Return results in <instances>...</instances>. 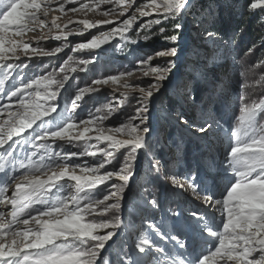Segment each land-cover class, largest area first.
<instances>
[{
    "label": "snow or ice",
    "instance_id": "obj_1",
    "mask_svg": "<svg viewBox=\"0 0 264 264\" xmlns=\"http://www.w3.org/2000/svg\"><path fill=\"white\" fill-rule=\"evenodd\" d=\"M248 8L264 10V0H252ZM52 13L59 15L49 20ZM69 13L117 19L58 23ZM198 15L192 0H0V264H98L109 241L125 233L118 264H264V96L241 95L235 124L227 128L207 107L201 108L199 120L186 111L174 116L176 126L193 137L226 139L223 158L211 161L222 185L206 181L198 171H171L154 151L160 141L153 140L150 106L164 82H170L178 54L175 45L186 18L193 16L205 42L229 43L213 20H197ZM165 23L170 28L161 26ZM106 25L111 28L101 30ZM155 26H161L163 42L172 46L62 97L66 84L75 78L72 74L86 73L96 63L95 50L114 40L122 42L121 50L147 41L149 36L141 33ZM37 28L57 32L31 42L23 39ZM92 29L99 31L81 42L69 41L70 36L84 37ZM49 38L61 43L40 47L41 40ZM70 46L73 53L90 55L68 56L58 69L28 74L26 61L58 56ZM156 58L160 63L153 64ZM136 72L142 73L139 84L124 81ZM143 78H150L147 87ZM262 81L264 75L241 87ZM109 84L130 91L78 117L85 96ZM130 98L136 99L134 113L106 126L105 121L121 113ZM145 161L144 184H154L162 176L170 184L167 191L190 190L199 204L184 207L173 201L176 207H167L166 218L159 223L144 217L136 227L126 220L129 197L136 198L142 211L164 210L167 196L158 197L160 189L137 181ZM153 171L155 177L149 180ZM103 264L110 262L104 258Z\"/></svg>",
    "mask_w": 264,
    "mask_h": 264
},
{
    "label": "rangeland",
    "instance_id": "obj_2",
    "mask_svg": "<svg viewBox=\"0 0 264 264\" xmlns=\"http://www.w3.org/2000/svg\"><path fill=\"white\" fill-rule=\"evenodd\" d=\"M192 3L194 4L195 13L199 14L196 16L197 20L207 17L209 20L216 22L220 12L227 9L231 0H192ZM232 5L234 9L237 7V4ZM71 6L73 5H69V7ZM248 11L251 14L260 16L261 20H264V13L262 12L264 10L257 9L253 11L248 8ZM52 15H59V13L50 14L49 20H51ZM85 18L92 21L110 18L117 19L115 16L105 17L97 13H88L87 16H84L82 13H69L68 16H62L58 23L63 25L69 19ZM192 21L193 16H188L184 21L186 27L179 33L180 40L178 45H175L178 47L177 57L174 58L176 60V67L170 76V82H164L161 93L155 97L150 106V119L154 127L153 140L159 139L160 141L154 144V151L167 169L179 172H186L188 170L193 172L198 171L200 177L206 181L222 185L221 174L216 168L211 167V161L223 158L224 148L227 146L226 139L222 141L217 136L193 137L183 128L176 126L174 116L178 111H186L190 117L199 120L202 115L201 108L207 107L213 116L218 119L222 118L221 123L225 128L229 126V123L234 125V117L239 114V97L242 94H246L249 98L264 96V81L260 84L245 86V90L241 87L246 81L250 83L260 79L264 75V67L257 68L258 65H262L264 59L262 60L261 57L260 59H256L246 74L245 70L247 67L241 66L231 39L219 33L223 40L229 41L228 45L225 46L223 43L217 45L207 43L200 38ZM161 26L170 28V23H165ZM161 26H155L151 32L141 33V35L146 34L149 36L147 41L141 40L136 45L127 44L123 50L120 47L122 42L118 40L105 45L103 49L95 50L99 53L96 63L90 65L86 73L78 72L72 74L75 78L70 79L66 84L67 91H62V97L73 95L77 87H84L90 84L93 79L115 75L124 71L125 66H135L137 59L152 55L161 48L172 46L163 42V38L159 34V27ZM109 28H111V25H106L101 30H108ZM98 31V29H92L84 37L70 36L69 41L71 44L81 42L86 38H90L91 35L97 34ZM56 32L57 30L53 29L52 34ZM52 34L48 32L47 28H37L36 31L27 32L23 36V39L31 42L39 40L42 36L50 37ZM130 35L133 39L137 38L135 32L130 33ZM232 35L230 34V37ZM60 43V41L49 38L41 40L40 47L50 49L58 46ZM89 55L90 53L87 51L73 53L70 46L64 52L58 54V56L26 61L29 64L27 72L29 75L33 73L43 74L52 71L54 68L58 69L67 60L68 56L88 58ZM160 59H153L152 63H160ZM224 62H226V65H223ZM228 62L229 64L227 65ZM140 78H142V73L136 72L132 77H125L124 81L136 85L141 82ZM149 82H151L150 78H143V86L147 87ZM100 87L101 91L99 93L85 96L84 101L81 103L82 111L80 109L77 110L78 117L86 116L89 110L108 103L113 97L118 98L119 93L130 91L127 88L112 84ZM113 89L116 91L114 92ZM133 95L137 94L133 93ZM191 96H196L197 99L193 101L191 100ZM60 103L63 106V98ZM135 107L136 99L130 98L125 103L121 113H117L111 120L105 121V125L112 126L118 124L121 120L126 119L128 115L133 114ZM179 129L181 134L179 133ZM87 159L90 160L91 158ZM147 167V162H142L140 177L137 178V181L143 184L144 187L160 189L157 192L158 197H161L162 194L167 196L164 210L149 209L148 211H142L141 208L137 207L138 201L136 198L129 197L124 205L126 220L134 222L136 227L140 226L144 217H149L151 220L159 223L162 218H166L165 211L167 207H176V203L173 201L182 204L184 207H195L199 204V201L191 197L190 190L183 194L167 191L170 188L169 182L163 179L162 176L159 179H154V171L148 177L149 180L154 179V184H144L143 178ZM163 171L164 169H162ZM169 223H171L170 220ZM127 235V233L124 236L117 234V236L113 237V240L109 241V244L106 245V249L98 264H103L104 258H107L110 264H118V261L123 258L120 254L121 244L127 238ZM131 242V240H128L129 244Z\"/></svg>",
    "mask_w": 264,
    "mask_h": 264
},
{
    "label": "trees",
    "instance_id": "obj_3",
    "mask_svg": "<svg viewBox=\"0 0 264 264\" xmlns=\"http://www.w3.org/2000/svg\"><path fill=\"white\" fill-rule=\"evenodd\" d=\"M251 2L252 0H231L230 5L220 12L215 22L216 30L232 40L241 66L247 67L246 74L256 59L260 57L264 59V20L248 11V5ZM232 4H237V7L234 9ZM230 34H233V37H230ZM249 48L252 49L250 53ZM262 67H264V62L257 66L258 69Z\"/></svg>",
    "mask_w": 264,
    "mask_h": 264
},
{
    "label": "bare ground",
    "instance_id": "obj_4",
    "mask_svg": "<svg viewBox=\"0 0 264 264\" xmlns=\"http://www.w3.org/2000/svg\"><path fill=\"white\" fill-rule=\"evenodd\" d=\"M229 64V62L227 63V65ZM223 65H226V62L223 63Z\"/></svg>",
    "mask_w": 264,
    "mask_h": 264
}]
</instances>
